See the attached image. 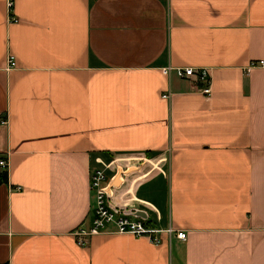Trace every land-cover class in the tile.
Returning a JSON list of instances; mask_svg holds the SVG:
<instances>
[{"label": "crops", "instance_id": "obj_1", "mask_svg": "<svg viewBox=\"0 0 264 264\" xmlns=\"http://www.w3.org/2000/svg\"><path fill=\"white\" fill-rule=\"evenodd\" d=\"M5 1L0 264H264V67L247 72L264 61V0H14V24ZM167 66L207 69L211 96ZM99 162L129 169L114 208L186 241L79 247Z\"/></svg>", "mask_w": 264, "mask_h": 264}, {"label": "built area", "instance_id": "obj_2", "mask_svg": "<svg viewBox=\"0 0 264 264\" xmlns=\"http://www.w3.org/2000/svg\"><path fill=\"white\" fill-rule=\"evenodd\" d=\"M5 5L7 10V22L9 24L17 23L18 19L13 13L14 0H6ZM7 64V70L15 68L16 62L13 56H9ZM262 67H264V61L252 62L247 72L253 68ZM162 72L165 76L174 74L180 79H194L201 85L199 93L205 98L211 96V77L209 71L205 68H177L167 66L162 69ZM169 97L170 93L162 95L163 99H169ZM0 124L4 125L5 120L0 121ZM0 169H7V162L5 160H0ZM107 169H109V165L102 164V168L94 169L90 173V190L94 194L92 217L88 225L85 226L81 224L72 231L75 243L79 247L86 246L92 237L98 235H129L135 238H146L155 246L164 243L162 238L163 235H165L168 240L174 236L180 241H186L187 235L184 231H174L172 228L160 230L149 225L146 220L116 212L118 209H113L111 204L112 193L116 187L115 183L121 180L129 169L123 170L121 168H115L114 173L109 178H107L105 173Z\"/></svg>", "mask_w": 264, "mask_h": 264}, {"label": "water", "instance_id": "obj_3", "mask_svg": "<svg viewBox=\"0 0 264 264\" xmlns=\"http://www.w3.org/2000/svg\"><path fill=\"white\" fill-rule=\"evenodd\" d=\"M112 208L115 209L112 205ZM116 212H121V214L126 215V216H132L134 218H139L142 220H146L147 219V215L145 212L141 211V210H137V209H128L126 211H116Z\"/></svg>", "mask_w": 264, "mask_h": 264}, {"label": "trees", "instance_id": "obj_4", "mask_svg": "<svg viewBox=\"0 0 264 264\" xmlns=\"http://www.w3.org/2000/svg\"><path fill=\"white\" fill-rule=\"evenodd\" d=\"M7 183H8L7 169L5 170L0 169V184H7Z\"/></svg>", "mask_w": 264, "mask_h": 264}, {"label": "rangeland", "instance_id": "obj_5", "mask_svg": "<svg viewBox=\"0 0 264 264\" xmlns=\"http://www.w3.org/2000/svg\"><path fill=\"white\" fill-rule=\"evenodd\" d=\"M119 183H120V182H119ZM119 183H118V184H119ZM118 184H117V186H118Z\"/></svg>", "mask_w": 264, "mask_h": 264}]
</instances>
